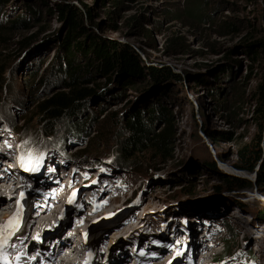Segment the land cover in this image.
Instances as JSON below:
<instances>
[{
    "label": "rangeland",
    "instance_id": "1",
    "mask_svg": "<svg viewBox=\"0 0 264 264\" xmlns=\"http://www.w3.org/2000/svg\"><path fill=\"white\" fill-rule=\"evenodd\" d=\"M62 6L83 10L84 40L92 37L108 49L114 47L121 59L134 58L142 71V75H130L119 84L120 71L116 69L106 79L96 70L98 61L92 52L85 56L75 52V63L85 70L83 81L91 82L88 86L98 91L95 105L84 116V124L90 121L91 125L83 128L88 129V135L72 142L77 138L65 134L69 144L62 152L47 154L36 146L27 151L26 164L33 167V174L57 172L59 178L64 173L69 184L76 182L73 187L81 193L85 215L79 216L75 232L82 242L92 236L90 249L88 244L84 248L90 256L86 264L91 263V255L97 256L96 264H133L135 258L149 254L155 256V264H201L198 251H193L199 241L201 246L206 244V235L212 243L227 237L224 255L233 258L226 257L221 264H264V193L257 186H228L232 177L244 178L236 171L243 143L258 142L261 160L257 165L264 160V117L259 113L264 103L260 93L264 47L257 43L264 40V0H9L0 10V25L9 26L6 22L12 19L19 23L0 40V62L8 61L5 77L11 78L7 103L0 112L2 116L13 115L15 126L36 112L37 104L61 85L62 74L57 81L51 78L57 64H62L61 42L68 36L69 26L61 19ZM227 24L233 27L227 29ZM30 36L35 43L20 51L18 42ZM2 90L4 93V87ZM147 108L170 113L174 133L170 156L146 150L130 157L126 169L117 168L113 163L118 158L111 160L114 139L102 140L101 131L114 115L123 118ZM5 118L9 129L0 118L4 134H17L18 129L11 132V121ZM161 122L156 120L154 129L160 128ZM60 125L67 134L73 127L69 121ZM38 140L40 144L46 138ZM11 142L15 146L14 138ZM80 150L91 159L88 167L65 159L66 154L75 155ZM41 153L47 155L39 159ZM98 168L97 186L80 184L86 174L95 178ZM248 174L253 182L254 173ZM22 179L32 186L31 177ZM86 184H93V179ZM21 191L16 199L26 193ZM79 203L71 210L64 206L58 213V224L72 221L82 208ZM12 204L11 215L17 213ZM2 206L1 202L0 210ZM133 208H137L134 226H129L131 221L117 230L113 223L104 231L109 221ZM225 227L232 231L225 233ZM121 236L124 242L113 249L116 258L110 261L111 257H106L112 237ZM122 251L133 260L122 261L118 257ZM247 253L254 261L243 258ZM183 255H187L185 262Z\"/></svg>",
    "mask_w": 264,
    "mask_h": 264
},
{
    "label": "trees",
    "instance_id": "2",
    "mask_svg": "<svg viewBox=\"0 0 264 264\" xmlns=\"http://www.w3.org/2000/svg\"><path fill=\"white\" fill-rule=\"evenodd\" d=\"M8 1L9 0H0V10ZM85 8L89 15V7L85 6ZM82 12L73 6H62L61 8V19H63V21L65 20L69 26L68 36L65 37V39L63 38L61 42V46L63 47V56H61L62 64H57L51 78L53 81H57L56 79L62 74L63 78H61V85L55 88L54 91L51 90L49 95L37 104V111L22 119L20 124L17 123V127L13 122V115L2 116V112H0V118L4 123L1 124L4 125L5 128L9 129L5 121V117H8L12 124L11 130L16 132V129H18L17 135L19 137V144L24 150L31 146H37L41 148L42 151L46 150V153L52 150L49 148L62 150L69 144V142L66 141L65 134L77 138L72 140V142H75L79 140L80 135L82 138L84 134L88 133V129L83 131V128L85 126L86 128L91 127V125H89L90 121L84 124L87 119V116H84L89 109L95 105L98 91L88 86L91 82L88 83L83 81L85 70H83L84 67L82 64L75 63V52H79L84 56L92 52L93 57L98 61L95 66L96 70H98L103 77H106V79H110L111 73H114L116 69L122 74L120 78L118 77L117 81L121 83L130 75H142V71L134 58L129 56L121 59V57L117 55L114 47L108 49V46L105 44L97 43L95 38L91 37V39L84 40L83 37L86 36V28L83 26ZM1 21H3V19L0 16V22ZM6 23L9 26L0 25V40H4L6 34L19 22L12 19ZM232 27L233 26L230 24L226 25L227 29H231ZM80 37H82L83 40H80ZM71 38L72 40H70ZM34 41L33 36L26 37L19 41L20 51H24L32 46L35 43ZM257 43L259 48L264 47L263 39ZM8 65L9 63L5 59L0 62V110L7 103L5 101L6 93L11 89V78L6 80L5 77V72L9 68ZM61 66L64 67V72L61 71ZM130 85V83H127L128 87H130ZM3 87L4 93L2 90ZM260 93L264 95V83L261 85ZM259 110L261 116L264 117V103ZM169 119V111L161 108L157 110L153 108L136 109L123 118L114 115L106 127L103 128V131H101L102 140L110 141L114 139L112 140L114 143L112 146L111 160L112 158L113 160L118 158V161H114V163L112 161V163L117 168L126 169L125 167H129V162H127V160L130 157L146 150H150L151 153L157 156L169 157L172 136L174 135ZM156 120L162 121V126L158 129H154ZM66 121H69L71 126H73L72 129H69L71 131L68 134L64 132V129L60 125L61 123L66 124ZM31 126L33 128H30ZM111 135H115V137ZM40 137L43 140L46 138V141L38 144L40 142V140H38ZM59 145L60 147H57ZM94 148L98 149L99 146L96 145ZM82 152H85V150H80L75 155H66L70 160L88 166L87 162L91 159L88 160L90 157L87 158ZM237 157L239 164L236 165V168L238 170L247 171L248 173H254L255 179L252 182L246 178L232 177L228 186L236 187V189L253 188L257 186L258 189L264 193V160H262L259 166L257 165V162L261 160L259 143H243L239 147ZM118 162H120V164ZM226 230L227 232L232 231L230 227L226 228ZM226 245L225 252L228 250V244ZM248 253H251V251H248ZM246 256L251 259L250 261H254L255 257H252V255L246 254Z\"/></svg>",
    "mask_w": 264,
    "mask_h": 264
},
{
    "label": "bare ground",
    "instance_id": "3",
    "mask_svg": "<svg viewBox=\"0 0 264 264\" xmlns=\"http://www.w3.org/2000/svg\"><path fill=\"white\" fill-rule=\"evenodd\" d=\"M11 132H13V130H11ZM4 133H5V131L0 128V142H1L2 146H4V148H3L0 145V169L2 167H6V169L10 170L11 172L15 173L16 176L21 178V181L19 180V184L18 185H16L17 181L16 182L8 181V182H10V185H8V187L5 188V186H3V185L5 183H8L7 180H0V205H1V202L3 203V206L1 207V210H0V226L4 225L3 224L4 220H9V218L13 217V215H14V213H12V215L10 214L11 207H10L9 203L13 202L12 206L15 208L16 211H18L17 208L15 207L14 201L16 199L17 192L20 189H22L20 185H22L23 183L25 184V186H27V189L24 190V191H26L25 195L27 196L28 199L26 198V200H25V203H24V206H23V211H22V214L20 215L19 220H18V216L16 217V221H17L16 224H18V227L15 228L14 234L10 237V239H8L7 243L3 245V248L0 249V253H2V254H0V264H3L5 262V258H6L7 262H8V264H23L22 263L23 259L26 257V254L29 253V250L35 246V242H36L35 241V237H32L28 247H26V250H25V244L29 240V236L31 234V231L34 229V233L33 234L36 235V237H39V239H41L43 241H45V239H47V241H52L56 237V236L52 237V235H53L52 232H53V230H55V226L58 225V222H57L58 213H60L57 210L55 212L52 211V213L46 215L45 220H42V219L38 220L39 216L34 217L35 216V214H34L35 212H31V213L29 212V210L30 211L34 210L32 208V206L30 205L29 199L32 197L30 195L33 194L34 192H36L37 190H45V189H47L48 186H49V184H48L49 178H51L52 181H54V183L56 182L55 184L58 187L60 181H62L65 178V176H61V177L58 178L59 174L56 175L57 172H55V173L53 172L52 174H46V175H44L43 173H41L39 175L35 174V173L34 174L33 173H29L28 174V173L24 172L23 170H21L19 168L12 167L13 163H15L16 148L14 146V143L11 142V138H14L15 144H16L17 141L19 142V137H18L17 134L14 135L12 133V136L10 137V136H6ZM49 149H52V150L49 151V153H51L52 151H55V150L58 151V152H62L63 151V149L62 150H57V149H54V148H49ZM8 150H11V152L8 151ZM9 153H10L11 157L9 156ZM65 159H69V158L66 156ZM85 167H88V166H85ZM89 167H91V166H89ZM27 170L28 171H30V170L33 171V169L30 166L27 168ZM100 173H101V170L99 169V173L95 176V178H93L91 176V179H93V184H91V185L86 184V187L97 186V182H98V180L100 178V175H101ZM23 176H28V177H31L33 179L32 186H30L27 181L22 179ZM7 177H8V175L4 171H2L0 178L6 179ZM81 181H82V178H80L79 182L81 183ZM85 182H87V180H85ZM38 183H42V184L37 185ZM2 186H3V188H2ZM23 186L24 185H22V187ZM72 186H74V183L70 185V187H72ZM4 194H6V196H4ZM11 194H15L14 195L15 198L9 199V197H7V195H11ZM80 195H81V193L79 192L78 197L75 200V202L70 200L66 204V205L69 206V208L71 210V208L74 207L73 205L76 202H80L79 204H80V206L82 208H81V210H79V213H76L75 216L73 217L72 221H70V222L65 221V220L64 221H60L59 225L56 228V232H58L60 230H64L63 233H65L66 231H71V234L68 235L67 240H65V242L62 245L64 247L67 246V245L69 247H72L71 253L76 254L77 256H82L83 257L79 261H74V262L68 263V264H86L90 260V259H88V260L84 259L83 249L85 248V244H88V247L90 249L91 244H92V242H90V240L92 239V236H89L90 239L88 238V241L85 243L84 241L83 242L79 241L80 234L75 232V229L77 228V226L79 224V221H80V220H78L79 216H81L82 214L85 215V211H83V204H82ZM26 203H28V205H26ZM136 209L137 208H133L131 210H128L127 213H124L120 217H117V218L109 221L108 224H110V225L107 228H103L104 231H109V228H112L111 224H113V223H115V225L117 226V227H115L117 230H120L121 228L126 226L127 223L129 224L131 221H132V223L129 226H134V224L137 223V220L135 219V211H136ZM8 210H9V213H7ZM43 213L44 212H42V214ZM25 214H27L28 217H25ZM42 214H40V215H42ZM86 215H87V213H86ZM30 218L31 219L33 218V219L30 220ZM143 219L144 218L142 217L141 220L143 221ZM23 224H25L24 227H23ZM67 224H69L68 227H66ZM98 229H96V230H98ZM131 229H132V227H131ZM10 230L11 229H7L6 230V229H3V228H0V232H6V231H10ZM96 230L92 231L91 233H94ZM18 233L20 234V236L18 235ZM89 235H91V234H89ZM128 236L129 235H127L126 237H128ZM112 238L113 239L110 242L109 253H107V257H106L108 259H109V257H111L110 261L113 258L114 259L116 258L115 250H116V248L121 247L122 243L124 242L123 241L124 238H122V236L121 237H117V238H115V237H112ZM163 238L166 239L165 237H163ZM80 240H81V237H80ZM12 243H15V246H12ZM196 243H198V242L196 241L193 244L195 245ZM199 243H200V241H199ZM199 243L196 244V246L194 247V251L193 252L199 251V248L201 246V244H199ZM216 245L220 246V243L218 242ZM16 246H17V248H16ZM96 246H97V243H96ZM99 248H101V246ZM113 249H115V250H113ZM122 253H123V255L118 256V257L122 261H124V260L129 258L128 262H130V260L132 258L130 259V257L127 256V255H129V253H127V255L123 251H122ZM186 256L185 255L182 256V261H184V258ZM17 257H19V260H17ZM58 257H59L58 250L55 251L54 249H50L48 247V244L43 243L42 247H41V252L36 255V257L34 259V263L35 264H66V263H60V259ZM91 257H92V261H91L90 264H96L97 263V261H96L97 259L95 260V258L97 256L94 257L93 255H91ZM154 258H155L154 255H149L147 258H144V257L135 258L134 261H133V264H153L154 263L153 262ZM243 258H246L248 261H250V259L245 254L243 255ZM204 259H206V256L203 257V260ZM100 261L102 262V260H100ZM106 261H107V259H106ZM104 263H106V262H102L101 264H104ZM124 264H127V263H124Z\"/></svg>",
    "mask_w": 264,
    "mask_h": 264
},
{
    "label": "snow or ice",
    "instance_id": "4",
    "mask_svg": "<svg viewBox=\"0 0 264 264\" xmlns=\"http://www.w3.org/2000/svg\"><path fill=\"white\" fill-rule=\"evenodd\" d=\"M21 166H25L24 157H21ZM27 170V169H26ZM23 193H21V197H23ZM20 206L18 205V211L16 214L13 215V217H10L9 220L6 222L5 225L0 226V228L3 229H11L10 231L6 232H0V249L3 248V245L7 243L8 239L14 234L15 228L18 227V224H13V221L16 220V217L19 215ZM2 254V253H0ZM17 260H19V257H17ZM5 264H8L6 258H5Z\"/></svg>",
    "mask_w": 264,
    "mask_h": 264
},
{
    "label": "water",
    "instance_id": "5",
    "mask_svg": "<svg viewBox=\"0 0 264 264\" xmlns=\"http://www.w3.org/2000/svg\"><path fill=\"white\" fill-rule=\"evenodd\" d=\"M236 171L239 173L238 176H243L244 178L248 179V176H247V175H249L248 173H246L245 171H242V170H238V169H236Z\"/></svg>",
    "mask_w": 264,
    "mask_h": 264
}]
</instances>
